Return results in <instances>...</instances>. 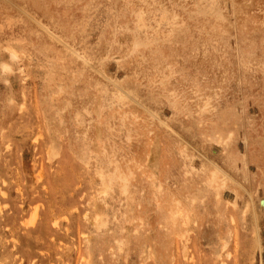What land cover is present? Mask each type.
<instances>
[{
    "label": "rangeland",
    "instance_id": "rangeland-1",
    "mask_svg": "<svg viewBox=\"0 0 264 264\" xmlns=\"http://www.w3.org/2000/svg\"><path fill=\"white\" fill-rule=\"evenodd\" d=\"M0 264H264V0H0Z\"/></svg>",
    "mask_w": 264,
    "mask_h": 264
},
{
    "label": "bare ground",
    "instance_id": "bare-ground-1",
    "mask_svg": "<svg viewBox=\"0 0 264 264\" xmlns=\"http://www.w3.org/2000/svg\"><path fill=\"white\" fill-rule=\"evenodd\" d=\"M103 113V112H102ZM102 116V115H101ZM104 118V117H103ZM100 121H102L101 119H100ZM103 122V121H102ZM108 123V122H107ZM111 122H109V124H110ZM152 147V146H151ZM113 164H114V166H115V170H114V172H113V174L107 179V181L104 183L105 185V191L106 190H108L109 188H110V186L115 182V181H118L119 183H118V186H119V188H120V190H121V192L122 193H126L127 191H128V189H129V183H130V176L132 175V172L130 171H126V170H124V168H122V166L119 164V162L116 160V159H114L113 160ZM153 171V170H152ZM207 179H208V181L210 182V184L211 185H215V186H218L219 188H222V187H224L225 186V183H224V181L223 180H221V177L219 176V174H217L216 172H211L210 173V175L207 177ZM155 184V183H154ZM156 186L158 187V189H159V194H160V192H162V187H163V184H162V182L161 181H159V182H156ZM104 191V192H105ZM162 194H163V192H162ZM166 196V195H165ZM162 198H164V197H162ZM161 198V199H162ZM165 199H163V201H164ZM159 201V200H158ZM162 200H161V202H163ZM176 201V200H175ZM180 201V200H179ZM160 203V202H159ZM176 204L177 205H175V207H177V209H174V211H173V213L172 214H175V215H177L178 214V216H179V213L181 212V210L179 209V202H176ZM157 205H159V204H157ZM161 205V204H160ZM159 205V206H160ZM174 205V204H173ZM163 206V205H162ZM161 207V206H160ZM159 207V208H160ZM163 207H165V208H167V206H163ZM162 207V208H163ZM164 208V209H165ZM167 211V210H166ZM168 212V211H167ZM170 213V215H171V212H169ZM167 214V213H166ZM182 214V213H181ZM168 215V214H167ZM169 216V215H168ZM174 218V217H173ZM173 218H171V219H173ZM174 220V222H175V225L174 226H178V224H179V222H180V217H178V219H173ZM173 222V223H174ZM182 222V221H181ZM180 222V223H181ZM182 224V223H181ZM179 229H181V228H179Z\"/></svg>",
    "mask_w": 264,
    "mask_h": 264
}]
</instances>
